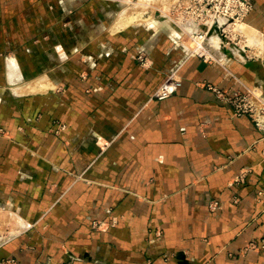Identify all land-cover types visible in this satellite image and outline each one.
<instances>
[{
    "label": "crops",
    "instance_id": "crops-1",
    "mask_svg": "<svg viewBox=\"0 0 264 264\" xmlns=\"http://www.w3.org/2000/svg\"><path fill=\"white\" fill-rule=\"evenodd\" d=\"M252 2L246 25L264 33ZM117 15L107 0H0V260L264 264L249 248L264 240V130L206 86L264 96V67H201L167 22ZM62 30L77 46L57 53ZM20 49L54 86L12 91ZM174 69L177 91L154 97Z\"/></svg>",
    "mask_w": 264,
    "mask_h": 264
},
{
    "label": "built area",
    "instance_id": "built-area-1",
    "mask_svg": "<svg viewBox=\"0 0 264 264\" xmlns=\"http://www.w3.org/2000/svg\"><path fill=\"white\" fill-rule=\"evenodd\" d=\"M121 3L130 4L136 0H117ZM149 7L161 10L166 17L182 29V35L194 44L191 54L202 58L206 62L218 59L220 55L215 52L213 43L227 41V45L237 41H249L243 26L246 19L253 10L252 0H147ZM155 1V2H154ZM259 41L258 49L253 55L262 60L264 67V33L257 32ZM248 44V43H247ZM227 55L221 54V57ZM138 61L147 62V55L140 52L137 55ZM182 83L181 76L176 72L171 73L165 82L156 90L154 96L164 99L174 93ZM208 88L215 92L218 99L227 103L233 110L234 116L248 115L253 118L256 126L264 130V96L256 88L246 90L225 91L217 85H209ZM256 90V91H255ZM255 91V92H254ZM213 203L212 207H216ZM264 247V240L261 243L252 242L251 249Z\"/></svg>",
    "mask_w": 264,
    "mask_h": 264
},
{
    "label": "rangeland",
    "instance_id": "rangeland-1",
    "mask_svg": "<svg viewBox=\"0 0 264 264\" xmlns=\"http://www.w3.org/2000/svg\"><path fill=\"white\" fill-rule=\"evenodd\" d=\"M107 1H111V2L116 4V11H118V15L116 17L117 21L114 24L115 26L117 25L118 27L119 26L121 27V26H124V25H129L131 23H138V22L151 23L153 21V22L156 23V22H160L162 20L164 22H167L168 25L170 26V28L172 29V31H174L175 36H178V38H179L178 39V42H179L178 44H179V46L182 49L185 50L184 53H186L187 57L195 56V55L191 54L192 47H194V44L191 41H188V39L183 37L182 29L177 24H175L173 21H171L168 17H166L161 10H159L157 8H152V7L150 8L149 5H148L149 2L147 0H145L146 1L145 2L146 3L145 6H139V7L137 6V9H133L129 4L121 3V2H119L117 0H107ZM80 11L78 10V15L79 16H81V12ZM82 12L85 15H88L89 13H91V10L85 7V9H83ZM128 15H131V16L132 15L133 16L134 15L135 16L138 15V16L136 17L137 19H135L133 21H130L128 23L127 22L123 23L124 18H126ZM123 16H125V17H123ZM15 29L16 28L14 27V30ZM64 31L65 30H62L61 32H59L60 33L59 34L60 38H62L63 42L61 43L62 47H61V45H56L57 53H59V51L61 52L63 50H70L71 48H74L75 46H77V42H73V41H71V39H68L67 41L64 40V38H65L64 34L66 33ZM245 33H246V36H247V38L249 40L248 42L247 41H237L236 40L235 42H232L230 45H227V41L224 40V39H222L223 41L217 42V43H213L212 41L211 42L209 41V43L211 45L215 46L214 47L215 48L214 51L217 52L218 55H220V56L218 57L217 60H215L216 62H214V60L206 62L202 58L201 59L203 61H205L206 63H217V64H220L222 66H226L227 61L229 59H231V60L239 61L244 66H246V63H248V62H256L257 63L256 67H263L262 66V60L259 59L257 56L253 55V52H255L256 49H258L256 43H259V41L254 40V38H257L256 32H255V34H254V32H253V34H248L245 31ZM225 49H227L229 52L226 53L224 51ZM17 52L19 53V56H21V57H16L15 54ZM23 52L24 51H22L20 49V50H16V51L13 50V51H10L8 53V54H12V55H10L11 57L9 58V61H11L12 65L16 64V62L20 63L19 60H21L23 66L26 67V68L23 67V71H22V73H18L19 75L14 74V73L12 75H10V79H11V81H10V85L11 86L10 87L14 88V90H12V91L15 92V93L29 94V93L38 92V91H46V90L49 89V87L54 86V85L44 86L45 84H44L43 81H48V82L52 81V77H51L52 73L50 75L49 71L47 72V70H45V67L48 66L49 63L46 62V65H44V63H43L45 61L44 57H42L41 66L38 67V66H35L33 64V59H32L33 56L31 54H29L30 56H27V53H29V52H24V53ZM224 53L227 56L226 57L224 56V60H223L221 58V54L224 55ZM147 59L148 60H147L146 63H144V65H147V63L149 62V57L148 56H147ZM173 72H176L178 74V76H181L179 74V72H178V69H174L166 76L165 80ZM232 75L238 79V77L236 75H234L233 73H232ZM52 76H54V75H52ZM165 80L161 83V85L165 82ZM209 85H212V84H210V83L206 84V86H209ZM247 88L254 89L255 87L246 86L245 90ZM236 90H240V89H236ZM241 91H243V90H241ZM155 92H154V94H155ZM2 132H3V128L0 127V134ZM13 263L17 264L15 259H2V260H0V264H13Z\"/></svg>",
    "mask_w": 264,
    "mask_h": 264
},
{
    "label": "bare ground",
    "instance_id": "bare-ground-1",
    "mask_svg": "<svg viewBox=\"0 0 264 264\" xmlns=\"http://www.w3.org/2000/svg\"><path fill=\"white\" fill-rule=\"evenodd\" d=\"M146 1L145 0H136L135 2L134 1H131L130 2V6L133 8V9H137V6L139 7V6H145L146 5V3H145ZM138 14V13H137ZM138 15H128L126 18H124V20H123V23H128V22H130V21H133V20H135V19H137L136 17H137ZM123 17H125V16H123ZM121 23V22H120ZM120 25V24H119ZM244 31H246L248 34H253V31L254 30H252V28L251 27H249V26H247V25H245V26H243V28H242ZM255 34V33H254ZM253 38V37H252Z\"/></svg>",
    "mask_w": 264,
    "mask_h": 264
},
{
    "label": "water",
    "instance_id": "water-1",
    "mask_svg": "<svg viewBox=\"0 0 264 264\" xmlns=\"http://www.w3.org/2000/svg\"><path fill=\"white\" fill-rule=\"evenodd\" d=\"M226 53H228L229 51L227 49L224 50ZM206 65V62L205 61H202L201 62V67L205 66ZM246 66L247 67H256L257 66V63L256 62H248L246 63Z\"/></svg>",
    "mask_w": 264,
    "mask_h": 264
}]
</instances>
